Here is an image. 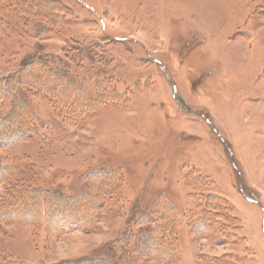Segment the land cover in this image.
Segmentation results:
<instances>
[{
    "label": "rangeland",
    "instance_id": "obj_1",
    "mask_svg": "<svg viewBox=\"0 0 264 264\" xmlns=\"http://www.w3.org/2000/svg\"><path fill=\"white\" fill-rule=\"evenodd\" d=\"M50 1L0 16V207L76 223L23 197L0 264H264V0Z\"/></svg>",
    "mask_w": 264,
    "mask_h": 264
},
{
    "label": "trees",
    "instance_id": "obj_2",
    "mask_svg": "<svg viewBox=\"0 0 264 264\" xmlns=\"http://www.w3.org/2000/svg\"><path fill=\"white\" fill-rule=\"evenodd\" d=\"M13 2H11L10 1V3L8 4V5H5L4 7V9H2V10H0L1 12H0V16L1 15H4V17H6L7 15H9L10 14V16L11 15H14L16 12H17V14H21L22 12H25V10H24V8H22V5H28L27 3H25V1L26 0H12ZM45 2H48V3H51V1L50 0H44ZM7 2V1H6ZM54 9H57V10H59V9H63V6H58L57 4H56V7L54 8ZM16 11V12H15ZM39 67H41V66H39ZM43 70H45L44 72H46V73H48V75L50 74V75H52V72H50V71H48V70H46V68H43ZM24 73L26 74L27 73V70H26V68L25 69H20V71L18 72V74H20L21 75V78L24 76ZM17 74V73H16ZM27 75L29 76V73H27ZM21 78H20V83L22 84V83H26V82H23V80H21ZM19 83V82H18ZM19 83V84H20ZM28 83V82H27ZM24 85H29V84H24ZM31 85V84H30ZM29 85V86H30ZM8 90H9V88H8ZM5 91V92H2V93H0V95L2 96V98H7L8 97V93H9V91ZM11 90L13 91L14 90V87L12 86L11 87ZM14 108V107H13ZM22 122H20V125L18 126V127H15V131H14V134L15 133H19V134H16L17 136H13V134H12V137H13V139H11L10 141H6V138H8V137H2L1 138V140H0V148H2V149H5V148H8V147H10V146H14L15 145V142L17 141V140H19V138L22 136V134L24 133L23 131H24V127H22V124H21ZM7 127V126H6ZM5 128V127H4ZM3 128V129H4ZM3 129L2 130H0V135L1 134H3L4 132H2L3 131ZM5 134V133H4ZM5 136H10V138H11V134H5ZM91 186H93V182H91V183H89V186L88 187H91ZM101 188V187H100ZM1 191H0V193H2L3 192V190L4 189H0ZM22 192L19 194L18 193V195H17V197H13V196H7V197H9L7 200H9L8 202H9V206H8V208L9 209H11V212L9 213V212H7V211H5L6 209H3L2 207H0L1 209H0V215L1 216H3V218H13V219H9V221H12V222H18V219H15V218H19L20 219V214L18 213L19 212V206L20 205H22V198L24 197L25 198V200L24 201H26V200H31L30 201V203L33 205H35L36 206V209H38V208H40V206H43L44 205V203L46 202V204L48 205V208L49 209H51V210H55V211H57V212H59V211H61V207H62V203H60V202H65V203H68L69 202V200L68 199H62L61 197H59L58 198V203H57V205H55V204H53L52 203V201H54L53 200V198H51V197H49V195H47V196H42V194L38 191V190H36V189H22L21 190ZM89 194V193H88ZM88 194L86 193L85 195H84V197H86V196H88ZM92 196V195H91ZM76 200H78V199H76ZM73 201H75V200H73ZM36 202H38V203H36ZM55 202V201H54ZM71 202V201H70ZM76 203H78V202H76ZM24 204V203H23ZM70 204V203H69ZM68 204V205H69ZM46 205V206H47ZM54 205V206H53ZM3 206V205H2ZM46 209V208H45ZM14 210L16 211V215L18 214V216H14V214L13 213H15L14 212ZM24 210V209H23ZM66 210V211H65ZM26 215H30L31 214V217H36V218H38L40 221H42V223H41V227L42 228H45L47 231H50V229L52 228V226L50 225V224H48L47 222H46V216L45 215H47L46 213H45V211H43V213H41V214H37V215H34V214H32L29 210H24L23 211ZM22 212V213H23ZM61 212H64V215H61L59 218H57L56 220H55V224H54V226H57L56 228H58L59 229V231L61 232V231H63L64 230V232L65 231H67V230H65V228H67L68 226H70L71 225V223H73L74 224V222L76 223V221L75 220H72V218H65L66 216H65V214H70L71 213V211L69 210L68 211V209H64L63 211H61ZM45 213V214H44ZM44 216V217H43ZM94 217V218H93ZM45 218V219H44ZM96 218V216H88L87 217V220L86 221H84V222H86V227L88 226H90L94 221V219ZM29 221H31V220H28V218H26L25 219V222H27V223H31V224H33L32 222H29ZM38 221V220H37ZM45 221V222H44ZM69 224L68 226H67V224ZM37 224H40V223H37ZM64 224H66V226L64 225ZM142 224V223H141ZM143 224H150V221H147V222H143ZM34 225V224H33ZM81 225V224H80ZM153 230H149V232L146 234V236H145V240H151L152 238L154 239V237H155V234H156V232H157V230H155L156 229V227H153L152 228ZM58 232H56V234H57ZM155 233V234H154ZM153 241H157L158 242V244H160V241L161 240H158V239H154ZM174 242H172L171 243V245H173L174 247H175V245L173 244ZM162 244V243H161ZM165 246H167V245H165ZM165 246L163 245V247L165 248ZM145 247H146V245H145ZM144 246L142 247V250L144 249V251H145V253H146V255H150V252H149V250L147 249V248H145ZM172 247V246H171ZM167 248V247H166ZM170 249V248H169ZM172 250H175V249H172ZM137 251H140L139 249H137ZM161 253H163L162 255H164L165 257H167V254H166V252H161ZM155 259H157V258H155ZM168 259V258H167ZM161 260V259H160ZM84 261H86V262H84L85 264H110L109 263V261H107L105 258L104 259H100V260H94V259H90V260H84ZM61 264H69V263H66V262H63V263H61ZM70 264H76L75 262H70ZM77 264H79V263H77ZM81 264H83V263H81Z\"/></svg>",
    "mask_w": 264,
    "mask_h": 264
}]
</instances>
